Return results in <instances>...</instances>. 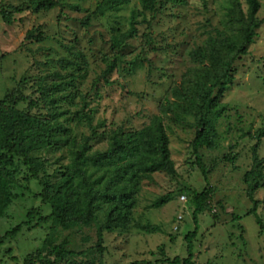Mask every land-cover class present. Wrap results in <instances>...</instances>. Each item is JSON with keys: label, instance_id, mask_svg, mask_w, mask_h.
Instances as JSON below:
<instances>
[{"label": "rangeland", "instance_id": "1", "mask_svg": "<svg viewBox=\"0 0 264 264\" xmlns=\"http://www.w3.org/2000/svg\"><path fill=\"white\" fill-rule=\"evenodd\" d=\"M56 1L52 9L34 12L30 0H0V7L4 4L13 9L15 17L8 24L0 16V101L10 93L21 92L23 109L48 118L51 110L41 96V86L62 83L63 88L52 93L70 94V98L59 102L63 113L57 119L67 128L64 136L77 140L93 136L92 152L106 150L114 130L134 132L148 125L159 113L161 102L172 98V88L184 80L188 70L200 67L191 51L206 46L219 31L236 33L238 15H231L235 1L240 2L245 14L248 12L246 0L164 2L154 11L145 10L138 17L136 36L115 49L112 36L128 29L133 10H143L140 0H131L121 10L105 15L95 12L101 0ZM259 4L256 16L260 25L254 40L247 46V53L236 59L233 78L219 97L224 109L216 120L217 145L199 149L207 174L201 171L193 153L196 127L166 116L164 124L175 173L158 171L142 178L132 220L125 230L104 229L103 239L99 240L94 224L60 227L54 235L57 242L69 237L71 248L86 251L69 257V261L264 264V229L256 214L250 212L254 203L245 181L258 142L254 133L264 128V0ZM33 28L40 31L42 41L25 39ZM146 34H152L156 49L144 45ZM112 61L114 68L106 74ZM189 120L194 122L192 116ZM69 146L57 140L38 147L34 154L42 166L39 174L49 176L51 181L60 178L70 161ZM257 152L264 160V138ZM15 163L18 173L11 186V203L0 218V264H25V258L52 232V221L37 218L52 211L40 196L42 185L24 159L15 156ZM206 187L212 190L209 201L213 210L208 207L197 216L191 257L186 239L196 227L191 193ZM162 196H168L167 202L155 206ZM254 198L258 200L257 213L264 221V175ZM30 211L36 217L28 222ZM99 215L103 217V211ZM20 223L25 224L13 237L1 240L5 232ZM145 223L157 224L161 230L148 232L139 227ZM188 257L190 262L183 263ZM174 258L175 263L170 261Z\"/></svg>", "mask_w": 264, "mask_h": 264}, {"label": "trees", "instance_id": "2", "mask_svg": "<svg viewBox=\"0 0 264 264\" xmlns=\"http://www.w3.org/2000/svg\"><path fill=\"white\" fill-rule=\"evenodd\" d=\"M140 1L143 10H133L129 17L128 29L112 36L113 48L123 47L128 40L136 36L140 22L138 17L144 15L145 10L154 11L161 3H178L182 0ZM130 2L131 0H101L95 12L105 15L107 12L121 10ZM246 2L247 14L241 8L240 2L235 1L231 15L232 18L238 15V18H235L238 25L236 33L229 35L219 31L216 37L208 40L206 46L192 50V58L201 64L200 67L188 70L184 80L172 88V98H165L161 102L159 113L152 117L148 125L134 132L114 130L109 138V146L104 151H91L90 141L93 136H84L80 140L64 136L67 128L57 119L58 115L63 113L59 102L70 98V94L56 96L52 93L63 88L60 82L41 86V96L51 110L48 118L33 115L23 109L20 101L24 97L21 92L10 93L0 101V218L5 215L12 199L11 186L16 182L18 173L15 156L24 159L28 164L32 176L42 185V201L52 209L49 215L37 217L39 221H52V232L46 236L40 248L25 258V264H94L90 261H69V257L86 254V251L71 248L69 237L57 242L54 235L60 227L68 229L94 224L97 227L98 239L102 240L104 229L125 230L129 227L142 178L158 171L170 174L176 171L164 124L166 116L177 123L196 127L192 142L193 153L197 165L205 175L207 174L199 149L203 146L215 148L217 145L216 120L224 109L219 97L227 81L233 78L232 71L236 59L247 53V46L253 42L256 28L260 25L256 16L259 0ZM56 5V0H30V8L34 12L48 11ZM0 16L8 24H12L15 19L14 10L8 9L4 4H1ZM142 19L146 21L145 16ZM85 24L88 22L85 21ZM25 39L42 41L44 37L40 31L36 32L33 28L26 33ZM144 45L156 49L152 34H146ZM114 65L115 61L109 63L105 73H110ZM190 116L194 118V122H190ZM254 136L258 142L253 150V165L246 172L245 181L248 184L247 194L254 203L250 212L256 214L258 223L264 229V221L257 213L258 200L254 198L264 175V160L257 152L260 141L264 138V128L258 129ZM57 140L69 143L70 161L67 167L61 170L60 178L51 181L49 176L39 174L42 166L34 151L44 143L52 144ZM211 195L212 190L209 187L201 192L191 193L196 222L195 229L186 235L191 257L198 230L197 216L208 207L212 209L209 201ZM167 200L168 196H162L154 205L164 204ZM100 210L103 211V217L99 215ZM28 217V222L35 219L34 211H30ZM24 224H17L5 232L1 240L7 236L13 237ZM139 227L148 232L161 230L159 225L151 223ZM190 260L188 257L183 263ZM170 261L175 263L177 258Z\"/></svg>", "mask_w": 264, "mask_h": 264}, {"label": "built area", "instance_id": "3", "mask_svg": "<svg viewBox=\"0 0 264 264\" xmlns=\"http://www.w3.org/2000/svg\"><path fill=\"white\" fill-rule=\"evenodd\" d=\"M185 199H186V196L183 195V196H182V200H185ZM179 218H181V216H179Z\"/></svg>", "mask_w": 264, "mask_h": 264}]
</instances>
